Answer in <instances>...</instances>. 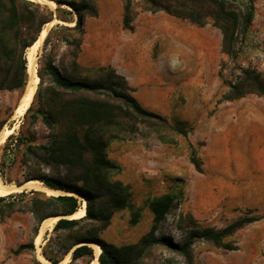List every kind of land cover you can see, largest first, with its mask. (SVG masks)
Wrapping results in <instances>:
<instances>
[{"label": "rangeland", "instance_id": "rangeland-1", "mask_svg": "<svg viewBox=\"0 0 264 264\" xmlns=\"http://www.w3.org/2000/svg\"><path fill=\"white\" fill-rule=\"evenodd\" d=\"M91 1L98 9V16L86 17L84 29L93 35L88 54H95L99 52L95 47L96 29L106 26L108 34L116 37L123 30V3L121 0ZM40 5L47 7L53 13V20L56 19V6ZM130 6L134 29L131 34L126 30L129 38L140 43L143 50L149 45L150 53L155 57L164 55L160 62L154 64L143 56L135 68L123 69L119 67L118 58L113 56L115 49L107 48L113 56L107 60L108 64L83 67L77 58L79 68L74 69L70 55L75 48L71 40L78 34L65 30L55 31L47 46L43 48L42 42L34 53L36 76L42 61L50 60L62 73L74 77L100 79L105 73L102 68L110 66L117 74L129 79L138 72V79L150 90L157 88L159 80L166 81L165 85L171 88L168 102L154 106L150 112L164 117L170 124L174 120L182 121L187 131V136L182 137L162 125L149 127L145 124H137L131 130L124 120L107 130V133L119 136L107 147V157L119 170L106 173V178L128 187L130 202L139 211V218L132 224L129 210L115 212L101 238L114 246L135 243L152 226L149 203L171 192L176 196V207L157 226L156 237L164 236L180 243L190 230L222 228L241 218L255 217L257 221L225 239V243L235 246L236 250L227 251L195 241L191 248L192 264H264V96L247 95L232 102L219 101L226 90L224 80H234L237 65L255 67L264 73V0L254 2L252 24L235 64L221 53L220 33L210 23L196 34L183 28L187 24L198 28L187 20L162 11L145 10V0H131ZM61 8L70 11L66 6ZM69 17L75 20L73 13ZM171 21L180 28H169L173 26ZM70 24L60 25L73 27L74 23ZM213 30L219 38L210 34ZM48 85L45 77L41 92ZM24 91L25 87L0 91L2 128L15 125L9 134L13 138L21 135L32 140L31 144H43L49 130L33 118L32 113L26 116L24 113L16 120L12 118ZM33 108H37L36 100ZM7 138L0 145V181L22 184L32 172L30 165L24 162L27 142L14 147L15 140L12 139L8 149L4 150ZM192 152L200 161L201 172H197L190 161ZM40 171L51 174L47 169L40 168ZM58 171L63 173L62 169ZM37 192H40L39 198L48 196ZM29 198V195L4 197L0 201L3 211L0 216V264H34V260L46 264L38 257L51 230L43 233L38 248L33 243V251L12 253L19 245L33 242L38 230L39 225L26 211ZM9 204L12 205L10 208ZM9 211L12 213L8 214ZM167 261L186 264L179 253L163 245L148 249L139 264H166ZM69 262L70 257L65 264Z\"/></svg>", "mask_w": 264, "mask_h": 264}, {"label": "trees", "instance_id": "trees-1", "mask_svg": "<svg viewBox=\"0 0 264 264\" xmlns=\"http://www.w3.org/2000/svg\"><path fill=\"white\" fill-rule=\"evenodd\" d=\"M56 5V19L63 23H74L73 27L54 25L43 41L45 48L51 35L57 30L75 31V50L71 53L72 66L76 62L85 33V18H97L98 9L91 0H48ZM123 3L122 29L132 32L133 15L131 0ZM255 0H145V10L162 11L169 16L187 20L198 27L210 23L221 34V53L236 63L247 39L254 15ZM66 6L70 11L64 10ZM71 13L75 15L72 20ZM53 20V13L45 6L31 0H0V91L22 90L27 82L25 49L31 46L42 26ZM67 43V42H66ZM233 81L224 80L226 90L219 101L232 102L247 95L264 96V73L255 67L237 65ZM105 73L100 79L69 76L60 71L52 61H42L37 72L38 87L33 101L24 116L32 113L49 130L47 141L31 144L32 140L9 135L3 147L15 140V146L25 145L24 162L30 165L31 173L23 181L37 180L48 189L61 191L63 195L39 198L40 192L29 191L10 194L6 197L30 196L26 211L32 214L39 225L47 217L69 216L80 207L76 193L85 201V214L75 219H58L51 235L45 239L41 249L42 258L49 264H58L70 253L68 264H90L93 249L86 244L94 243L101 252L97 264H139L141 257L155 245H163L179 253L186 264H192V245L195 241L206 242L227 251L236 247L225 243L238 230L257 221L255 217H244L222 228H198L186 232L180 243L168 237H156L157 226L176 207V196L167 193L149 203L153 215L152 226L135 243L114 246L101 238L109 226L112 215L120 210L130 212L131 223L139 218V211L130 202V192L119 181H108L106 173L118 171L119 167L107 157L110 141L117 134L107 130L120 125L124 120L130 129L137 124L152 127L162 125L173 132L187 136L184 123L167 119L144 109L131 95L133 89L124 77L110 67L102 68ZM47 77L49 85L41 92L40 87ZM36 100L37 108H33ZM3 121L0 119V130ZM190 161L197 172H201L200 161L193 152ZM47 169L51 174L41 172ZM59 169L63 170L61 174ZM6 183V181H4ZM20 185V184H17ZM4 197H0L3 201ZM12 205L9 204L10 208ZM3 211L0 208V216ZM12 213L9 211L8 214ZM37 230V229H36ZM25 250L33 251V242L19 245L12 253L18 255ZM34 264H43L34 260ZM166 264H172L167 261Z\"/></svg>", "mask_w": 264, "mask_h": 264}, {"label": "crops", "instance_id": "crops-1", "mask_svg": "<svg viewBox=\"0 0 264 264\" xmlns=\"http://www.w3.org/2000/svg\"><path fill=\"white\" fill-rule=\"evenodd\" d=\"M171 23L173 24V26L169 28L171 29L180 28L174 25L176 22L171 21ZM190 25L191 24H187V27H183V28H186V30L188 31L193 30L196 34H199L201 29H204L203 27L196 28ZM180 26L182 30V24ZM215 30L219 32V30L217 29ZM215 30H213V32H210V34L213 33L214 38H217L218 34ZM129 34H131V32H129ZM94 35L97 36L95 38V47L97 50L99 49L98 50L99 52L95 54L93 53L88 54V44L90 43V40L93 38V35L88 34L87 30H85L82 44L80 47V53L78 55V63L83 67L93 64H97V65L108 64L107 60H109L113 56H116L118 58L119 67L123 69L135 68V64L137 62H140L143 56H145L146 59H148L150 62L154 64L155 62H160V60L164 58V55H160L157 57L153 56L150 53L151 47L149 45H146L145 50H143V48H140L139 45L140 43L129 38L128 32L126 30H121V33L116 37V36H110V34H108L106 26L104 27L100 26L98 29H96ZM219 42L221 46V34H220ZM107 48L108 49L114 48L115 55L112 56L111 53H108L106 51ZM115 71L117 73L116 69ZM137 73H135V76H132L130 79L128 77L125 78L120 73H118V75L125 78L128 85L133 89L132 92L133 97L144 109L150 111L152 110V108H154V106L159 107L161 104L168 102L171 88L165 85L166 81L159 80L157 84V88L150 90L148 86L145 87L143 85L144 82H141L138 79L139 74Z\"/></svg>", "mask_w": 264, "mask_h": 264}, {"label": "bare ground", "instance_id": "bare-ground-1", "mask_svg": "<svg viewBox=\"0 0 264 264\" xmlns=\"http://www.w3.org/2000/svg\"><path fill=\"white\" fill-rule=\"evenodd\" d=\"M33 1L41 3L43 5L46 4L50 8H54L56 6L54 2L48 1V0H33ZM57 22L58 21L54 19V20L44 24L42 26L39 34H38V37L34 41V43L31 46H29L26 50L25 56H26L27 82H26L24 94H23L22 98H20L21 99L20 103L18 104V106L15 108V110L13 112L12 118L14 120L20 118L26 112L27 108L29 107V105L31 103L34 92L36 90L38 78L36 76V68H35L36 61H37V59L34 55L35 50L42 44V42H43L44 38L46 37L50 27L53 26ZM72 24L73 23H71L70 25H72ZM15 127H16L15 125H13L9 129L3 127L0 130V145H2V143L8 137V135L15 129ZM24 190H26V191H33V190L41 191L48 196H57L60 194H64L61 191L48 189L47 187L42 185L39 181H35V180H30V181H27L25 183H22L20 186H17L14 184H6V183H3V181L2 182L0 181V197H6L10 194L23 192ZM71 195L79 198L82 206L78 210H76L72 215L65 216V218H67V219L80 218V217L84 216V214H85V201H83L78 195H76V193H71ZM59 218L60 217H58V216L57 217H47L40 222V224L38 226L37 233L33 239V243L37 248L39 246V243H41L43 233L46 230H52L54 224L57 222V220ZM86 244H88V246H90L94 251V258L90 264H97V258L101 252V249L99 248L98 245H96L94 243L87 242ZM69 257H70V253L66 254L64 256V259L62 261H60L58 264L67 263ZM38 258L42 262L49 264L41 256H39Z\"/></svg>", "mask_w": 264, "mask_h": 264}, {"label": "water", "instance_id": "water-1", "mask_svg": "<svg viewBox=\"0 0 264 264\" xmlns=\"http://www.w3.org/2000/svg\"><path fill=\"white\" fill-rule=\"evenodd\" d=\"M32 1V0H31ZM36 3H38V2H36ZM38 4H40V3H38ZM56 20V19H55ZM57 21H59V20H57ZM63 22L62 21H59V23L57 22L56 24H62ZM25 182H27V181H25ZM25 182H23V183H25ZM21 185V184H20ZM20 185H17V186H20ZM52 190V189H51ZM60 195H63V194H60ZM54 217H57V216H54ZM58 217H60L59 219H61V218H65V216H63V215H59ZM65 219H67V218H65ZM98 259V258H97ZM97 263H98V261H97Z\"/></svg>", "mask_w": 264, "mask_h": 264}]
</instances>
